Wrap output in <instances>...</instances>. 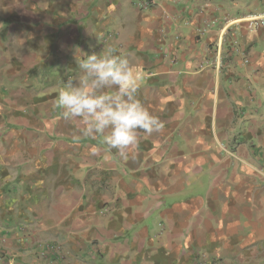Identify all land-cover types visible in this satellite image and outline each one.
Listing matches in <instances>:
<instances>
[{
    "label": "crops",
    "instance_id": "crops-1",
    "mask_svg": "<svg viewBox=\"0 0 264 264\" xmlns=\"http://www.w3.org/2000/svg\"><path fill=\"white\" fill-rule=\"evenodd\" d=\"M10 1L0 0V66L10 67L0 80L24 76L34 87L0 91L9 108L0 111L20 114L13 93L36 92L26 112L40 117L9 140L34 149L24 169L0 167V210H16L8 228L0 223L9 264H253L240 252L264 243V29H222L264 11V0ZM21 28L20 52L2 45ZM92 52L138 67L136 99L164 125L139 133L129 159L82 137L80 120L57 107ZM43 67L49 77L34 72ZM18 151L0 162L12 167ZM117 239L118 251L107 242Z\"/></svg>",
    "mask_w": 264,
    "mask_h": 264
},
{
    "label": "clouds",
    "instance_id": "clouds-1",
    "mask_svg": "<svg viewBox=\"0 0 264 264\" xmlns=\"http://www.w3.org/2000/svg\"><path fill=\"white\" fill-rule=\"evenodd\" d=\"M82 75L64 82L57 107L66 119L78 118L82 137H101L106 151H116L124 159L134 157L139 133L151 135L164 125L136 99L142 79L138 67L127 58L92 52L77 60ZM108 89H115L109 94ZM92 154L101 155L93 148Z\"/></svg>",
    "mask_w": 264,
    "mask_h": 264
},
{
    "label": "rangeland",
    "instance_id": "rangeland-1",
    "mask_svg": "<svg viewBox=\"0 0 264 264\" xmlns=\"http://www.w3.org/2000/svg\"><path fill=\"white\" fill-rule=\"evenodd\" d=\"M14 2H9L10 4L12 3V7L13 6H16V7H26V8H30L31 6L33 5H28L27 2H25V0H12ZM11 7V8H12ZM9 8V7H8ZM19 9H15V11L17 12ZM7 14V10H1L0 11V25L1 24H4V19L3 15ZM10 34L8 35L7 34V38L4 40L3 44L2 45H11L13 46L14 48H16V52H20L21 48L20 45H25V42H24V39L26 38V30L25 28H21L19 31H16V30H10ZM2 34H0V38L2 37L1 36ZM31 35V34H30ZM1 45V43H0ZM29 47V46H27ZM24 52V50H23ZM8 56V55H6ZM55 69L58 68V67H54ZM69 69V73L72 74L73 72L71 71V69L69 67H67ZM24 69V68H22ZM47 69V67H43V68H37L34 70V72L37 73L38 76H40L41 78H46V77H49L50 75V72H51V69L48 70L47 72H45V70ZM63 68H61L62 70ZM0 70L2 71V74L4 75H7L8 72L10 71V67L9 66H0ZM64 70V69H63ZM67 72V71H66ZM24 73V71H23ZM40 82V81H39ZM34 86L31 84L30 80H26L24 76L21 77V79H19L18 81H14V82H10L6 79L4 80H0V91L1 92H7L8 90L12 89V90H16L17 93H22L24 92L26 89H32ZM16 91L14 94V96L11 98V101L14 103V101H17L18 102V106H22L20 109V114L18 113H15V114H12L14 112H2L0 111V158L3 157L5 158L6 155H8L10 153L11 150H16L18 151V153H20L21 155L19 156L18 160L14 161L12 167L9 166V164H2L0 162V167H7L9 168L10 170H18V169H24L25 167V164L26 162H24V159H25V153H28L27 155L29 154H32L34 153V149L27 146L26 147V150H24L25 146L23 145H18L16 147H13L10 145V139L12 138H23L26 136L25 134V128L23 129V124L22 123H30L29 125L31 124H34L36 122V118H39L40 115L38 114H32V113H27L26 110V105L29 106L30 103L32 104V102H36V92H33L30 96H23V97H20L19 94H16ZM34 94V95H33ZM7 100L8 99H5L4 102L7 104ZM0 101H2V98H0ZM8 106V104H7ZM2 107V106H1ZM0 107V110H4V108L6 109H9L8 107H3L1 109ZM19 112V111H18ZM61 115L59 116L58 119H60ZM15 127H18L20 128L21 130H14ZM23 129V130H22ZM177 134V133H176ZM177 139L176 141L177 142H180L182 143L183 140H180L178 139V135L176 136ZM5 140V141H3ZM23 142V141H21ZM30 164V163H29ZM211 173L209 171V173L206 175L205 174V178L208 179V180H211L210 179V176ZM262 177H264V174L261 175ZM0 214H1V218H0V223L1 224H4V226L6 225V227L8 228L9 225H8V220L9 219H14L15 215H16V210L12 208L11 209H1L0 210ZM14 223V222H13ZM39 230V228H38ZM153 235V234H152ZM99 242L98 243H95L96 246H97V249H99L100 246L104 245L105 243L103 241H100L98 240ZM107 242L110 244V246L114 249H118V247L120 246V243H121V240L120 239H117V240H113V241H110V240H107ZM246 242H244L243 244L241 245H244ZM39 245L43 244V242H39L38 243ZM92 246V243H90V248ZM263 249H264V243L260 242L258 244H253L251 247L248 248V251L250 253H248V251H245V252H240L241 255L240 257L244 258V259H249L248 257L252 258V262L253 264H257L259 261H264V258H261L260 255L261 253L264 254L263 252ZM245 250V249H244ZM118 251V250H117ZM255 252L254 254H252L253 252ZM104 252V251H103ZM261 252V253H260ZM260 253V254H259ZM52 256V255H50ZM246 256V257H244ZM81 258L83 261H87V259L83 258V257H78L77 260L81 261ZM9 261H10V256H8L7 252L6 251H0V264H9ZM258 264H264V262H261V263H258Z\"/></svg>",
    "mask_w": 264,
    "mask_h": 264
},
{
    "label": "built area",
    "instance_id": "built-area-1",
    "mask_svg": "<svg viewBox=\"0 0 264 264\" xmlns=\"http://www.w3.org/2000/svg\"><path fill=\"white\" fill-rule=\"evenodd\" d=\"M142 8H149L151 5L149 2L141 3ZM240 26L245 25L252 31H257L259 29H264V11L249 13L239 19H229L225 20L222 32H225L230 26Z\"/></svg>",
    "mask_w": 264,
    "mask_h": 264
}]
</instances>
